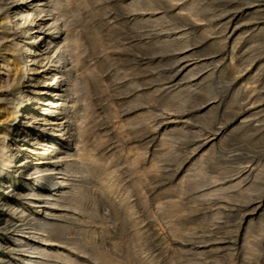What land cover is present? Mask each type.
<instances>
[{
  "label": "rangeland",
  "instance_id": "rangeland-1",
  "mask_svg": "<svg viewBox=\"0 0 264 264\" xmlns=\"http://www.w3.org/2000/svg\"><path fill=\"white\" fill-rule=\"evenodd\" d=\"M61 1L55 12L46 0L42 15L55 13L73 47L65 114L96 161L68 173L80 180L68 193L81 200H63V216L44 229L57 257L40 261L264 264V12L245 18L264 0ZM11 8L0 12L1 33L12 28L3 22ZM4 44L15 38L0 55ZM186 65L191 71L176 77ZM24 74L9 82L0 74V97L10 100L0 102V118L10 117L0 127V194L18 199L9 186L21 184L26 160L14 153V128L34 108ZM5 214L9 207L0 208Z\"/></svg>",
  "mask_w": 264,
  "mask_h": 264
},
{
  "label": "bare ground",
  "instance_id": "bare-ground-1",
  "mask_svg": "<svg viewBox=\"0 0 264 264\" xmlns=\"http://www.w3.org/2000/svg\"><path fill=\"white\" fill-rule=\"evenodd\" d=\"M49 1L55 12L60 10L61 0ZM140 4L136 2L132 6ZM47 5L46 0H0V12L12 6L10 18L3 19V22L10 24L12 28L3 33L0 32V44L10 36L15 38V44L3 45V54L0 55V59L5 62V72L0 74H4L7 79L4 77L3 79L9 82V74L15 78L20 71H26L24 75L29 77L23 80L25 90L23 94L32 99L34 106L22 112L14 128L15 136L12 140L16 146L14 153L15 155L22 153L26 162L20 173L21 184H11L9 187L14 192L13 195H21L23 198H9L4 193L0 194V208L9 207L12 211L11 215L5 214L0 217V234L7 235L5 238H0V249L4 248L7 251L3 257L0 256V264H17L20 260L23 264H50L51 261L48 259L43 262L40 259L57 257L51 251L52 244L49 243L51 234L44 229L56 226L58 219L63 216L61 210H58L63 200L66 203H75V205L81 200L77 192L68 193V187L76 185L78 189L80 181L75 177H69L68 173L78 174L85 164L96 161L91 155L85 154V151L78 145L80 135L76 129L72 128L69 116L65 114L70 94L66 88L70 71L65 70L67 65L65 56L67 58V54L72 52L73 47L66 44L63 26L57 23L55 13H51L48 19L44 18L43 13L46 12L47 9L45 11L44 9ZM132 6L130 8L133 9ZM251 10L247 9L246 19L264 12L260 8L258 11L253 10L255 12ZM51 31H55L54 38L51 36ZM60 50H64L61 55H59ZM22 52L25 53L23 59L18 55ZM24 59L25 64L22 62ZM51 63L53 66L50 67ZM191 68L190 65L180 67V71L177 75L175 74L176 77L186 75ZM4 101L10 103L9 95L0 97V102ZM210 106L211 104L206 103L202 111L204 112ZM216 106L213 105V107ZM12 114L17 115L18 111L13 109ZM12 119L16 120V116ZM9 120L8 115H2L0 127ZM0 134L2 139L7 137L2 128H0ZM214 140L215 137L211 140L206 139L203 144L208 145ZM6 150L7 146L0 145L1 152H6ZM33 179L35 181L45 180L50 182L51 186L28 184V180ZM35 210L40 211V216H42L36 217ZM27 218L28 222H26ZM36 226L41 228L36 229ZM12 230L17 234L8 239V234ZM25 253L28 254L25 255ZM71 259L68 261L72 264L74 261Z\"/></svg>",
  "mask_w": 264,
  "mask_h": 264
},
{
  "label": "built area",
  "instance_id": "built-area-1",
  "mask_svg": "<svg viewBox=\"0 0 264 264\" xmlns=\"http://www.w3.org/2000/svg\"><path fill=\"white\" fill-rule=\"evenodd\" d=\"M44 183H45V180H44V181H42V182H41L39 185H43ZM37 185H38V184H37ZM39 185H38V186H39Z\"/></svg>",
  "mask_w": 264,
  "mask_h": 264
}]
</instances>
